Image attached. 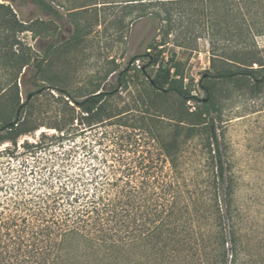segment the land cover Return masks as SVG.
I'll use <instances>...</instances> for the list:
<instances>
[{
    "label": "trees",
    "instance_id": "16d2710c",
    "mask_svg": "<svg viewBox=\"0 0 264 264\" xmlns=\"http://www.w3.org/2000/svg\"><path fill=\"white\" fill-rule=\"evenodd\" d=\"M30 1L56 17L59 14L49 0ZM210 1L217 4L220 0H114L110 6L123 14L149 16L159 22V38L146 44L151 50L165 44L171 34L174 41L186 40L188 30H180L182 19L210 14ZM107 2L81 0L73 6L57 5L66 14L88 10L99 14ZM40 24L48 30L45 23ZM26 30L32 31L30 24L16 19L11 7L0 3V143H16L19 136L43 126L53 129L51 134L40 133L50 141L90 130H94V139L84 146L74 168L59 173L47 187L18 188L0 199V264H103L104 259L128 253L145 263L164 253L199 256L206 264H239L242 240L233 178L223 158L211 87L199 83L206 97L194 110L184 109L183 102L197 98L183 86L178 62L172 61L158 76L140 85L133 99L135 110L113 103L118 85L127 87L124 70L118 73L114 90L97 88L80 99L53 84L59 93L52 95L55 104L39 108L37 101L45 87L39 80H46L45 55L31 62L29 49L14 51V32ZM78 39L74 34V40ZM144 55L149 63L155 62L150 53ZM217 58L222 64L213 63ZM211 63L214 77L224 83L239 75L253 79L257 88L264 83V61L252 49L233 50L225 57L212 53ZM228 64L236 69L225 66ZM31 65L34 71L28 80L24 76ZM20 90L25 93L23 101ZM170 93L176 99L167 104ZM153 118L175 122L203 136L215 199L214 207L204 214L191 210L175 172V132L167 137L159 134Z\"/></svg>",
    "mask_w": 264,
    "mask_h": 264
},
{
    "label": "rangeland",
    "instance_id": "374dc122",
    "mask_svg": "<svg viewBox=\"0 0 264 264\" xmlns=\"http://www.w3.org/2000/svg\"><path fill=\"white\" fill-rule=\"evenodd\" d=\"M49 1L59 10L57 17L30 0H0L11 7L16 19L29 23L32 29L14 32L17 42L14 51L29 49L31 62L45 55L43 74L46 80H39V84L45 86L37 101L39 108L55 104L52 95L59 96V93L52 88L53 84L80 99L97 88L114 90L117 75L124 70L127 87L118 85L113 103L135 110L133 99L140 85H145L148 79L158 76L162 68L177 61L183 86L197 98L183 102L184 109L194 110L206 97L199 83H206L212 89L214 115L219 116L216 123L224 147L223 158L233 178L234 204L242 240L239 264H264V83L254 87L253 79L241 75L224 83L214 77L215 68L211 63L212 53L225 57L233 50L250 49L264 61V0L207 2L210 14H194L191 18L187 15L182 19L180 30H188L186 40L174 41L171 34L165 44L151 50L146 49V44L158 36L159 22L149 16L123 14L110 6L114 0H104L108 1L107 6L99 14H94L93 10L66 14L59 6L77 5L81 0ZM232 12L234 14H230ZM40 22L45 23L48 30L42 29ZM74 34L80 38L77 42ZM177 42L182 44L177 45L180 44ZM145 53H150L155 62L149 63ZM220 61L217 58L213 63L222 64ZM225 66L236 69L233 64ZM253 67L258 65L253 63ZM28 68L25 79L34 71L32 65ZM261 73L256 72V75L259 77ZM30 88L35 90L37 86ZM19 96L23 101L25 93L20 90ZM175 99L170 93L166 103L172 104ZM153 123L163 136L175 132L178 144L175 172L183 184L191 210L204 214L214 207L215 199L203 136L169 120L154 119ZM41 131L53 133V129L43 126L19 136L16 143H0V199L14 194L18 188L33 189L39 184L47 187L59 173L74 168V162L83 155L84 146H89L94 139V130H90L54 142L41 138ZM162 255L156 256L154 261L151 257L145 263L128 253L104 259L103 264H206L203 258H197L199 256Z\"/></svg>",
    "mask_w": 264,
    "mask_h": 264
}]
</instances>
